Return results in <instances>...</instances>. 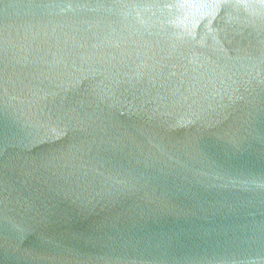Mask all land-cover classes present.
<instances>
[{
  "label": "water",
  "instance_id": "95a60500",
  "mask_svg": "<svg viewBox=\"0 0 264 264\" xmlns=\"http://www.w3.org/2000/svg\"><path fill=\"white\" fill-rule=\"evenodd\" d=\"M0 264H264V0H0Z\"/></svg>",
  "mask_w": 264,
  "mask_h": 264
}]
</instances>
